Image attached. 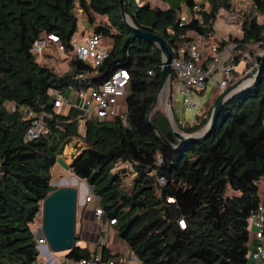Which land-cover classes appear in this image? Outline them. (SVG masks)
I'll list each match as a JSON object with an SVG mask.
<instances>
[{
  "label": "trees",
  "instance_id": "trees-1",
  "mask_svg": "<svg viewBox=\"0 0 264 264\" xmlns=\"http://www.w3.org/2000/svg\"><path fill=\"white\" fill-rule=\"evenodd\" d=\"M159 1L166 7L125 0L127 14L137 27L159 35L170 50L189 41L194 32L214 34L219 11L231 12L236 5V0ZM249 1L241 37H230L242 50L252 44L264 48V22L257 20L264 16V0ZM183 5L188 12L197 6L202 21L180 24ZM77 10L91 34L108 48L97 67L72 53ZM48 35H56L64 46L69 68L63 74L39 63L32 52L33 42ZM51 47L56 50L48 39L43 54ZM161 66L159 48L132 33L119 0H0V264H39L31 225L42 200L56 188L51 170L57 157L75 141L82 147L72 157L71 172L92 186L99 198L96 206L107 220L114 219L111 226L126 250L144 264H248V219L261 201L257 182L264 179V65L251 85L222 105L203 139L183 144L163 109L150 113ZM119 68L129 72L125 122L119 115L84 119L78 107L63 112L54 106L50 88L62 95L69 89L86 91ZM218 94V89L211 91L192 122L176 118L179 128L200 133ZM25 110L46 113V134L25 140L31 124ZM148 115L167 144L148 125ZM117 163L131 165L130 185L125 183L126 169L113 172ZM169 197L174 201H167ZM95 254L106 260L120 253H110L104 244L92 253L77 244L67 258L75 262Z\"/></svg>",
  "mask_w": 264,
  "mask_h": 264
},
{
  "label": "built area",
  "instance_id": "built-area-1",
  "mask_svg": "<svg viewBox=\"0 0 264 264\" xmlns=\"http://www.w3.org/2000/svg\"><path fill=\"white\" fill-rule=\"evenodd\" d=\"M199 8L193 6L192 11L180 12V24H185L193 19L198 22L202 21ZM48 39L55 42V47L58 53H64V46L58 43L56 35H48L47 38L36 39L32 46V52L37 56H41L48 43ZM72 53L80 60L89 62L93 67L99 66L107 57L108 48L104 46L97 35L89 33L85 37H73L71 40ZM172 59L170 62L171 75L164 86L166 107L162 106L164 112L170 121L176 122V118L182 122H192L199 114L205 103L208 101L211 91L218 89L222 91L230 84L239 79L236 70V58L245 63L244 70L247 63L254 64V54H250L242 50L240 43L228 36L223 38L215 37L214 34H199L192 33L189 41L183 43L179 47L170 50ZM247 69L245 70V72ZM82 78V74L77 75ZM129 84V72L124 68H119L113 71L98 86L90 87L86 91H75L76 100L83 99V105L80 106L82 117L89 119L93 117L106 119L108 114L119 115L123 122L124 111L118 105L117 111L114 107L117 105V98L126 94ZM162 89V90H163ZM161 90V92H162ZM48 93L54 96V106L59 108L67 104L64 96L50 88ZM159 95V94H158ZM158 99V96H157ZM155 101V104L157 102ZM180 104L179 110L176 108V103ZM77 107V106H75ZM11 110L14 106L10 107ZM27 119H31V124L27 128L24 138L26 141L35 139L42 134L47 133L44 126V118L46 113H34L32 110H25ZM185 113V116L183 115ZM82 143L80 141L79 148H73V153L80 150ZM160 184H165L164 179L159 180ZM99 198L93 194L88 193L84 197V202L98 201ZM167 201H174L169 197ZM94 214L103 223L101 224V231L107 232L108 227L114 222V219L107 220L105 214L99 206L95 207ZM249 218L253 219V224L256 230L253 232V237L257 240L255 250L251 253L250 258L252 261L264 264V202L260 201L257 209L251 214ZM181 227L184 222L179 220ZM41 227H35V239L38 252L46 258L50 257L51 260L56 259L54 253L49 249L47 241L44 236L38 235V230ZM105 238H103V242ZM79 244V241L76 242ZM54 264H60L55 260ZM70 264H144L133 253L126 250L119 255L112 256L103 260L100 254H95L93 257L81 258Z\"/></svg>",
  "mask_w": 264,
  "mask_h": 264
},
{
  "label": "water",
  "instance_id": "water-1",
  "mask_svg": "<svg viewBox=\"0 0 264 264\" xmlns=\"http://www.w3.org/2000/svg\"><path fill=\"white\" fill-rule=\"evenodd\" d=\"M120 13L128 28L132 33L147 41H151L157 45L162 55V66L159 76V87L156 95L164 88L166 82L171 75L170 62L172 54L167 47L163 39L147 30H143L137 27L127 14L125 0H119ZM255 63L251 69L245 73V75L239 78L234 83L230 84L227 88L220 91L213 102L212 113L210 119L204 129L198 133L187 134L179 132L173 129L174 136L183 144L190 141H199L203 139L208 131L212 128L217 120L218 113L222 105L236 92L248 87L256 79L258 74L263 70L264 65V48L258 51L255 56ZM250 82L236 91V88L241 86L246 80ZM155 99V101H156ZM155 101L151 106L150 113L155 106ZM149 113V114H150ZM170 122V120H169ZM172 122V121H171ZM170 122V123H171ZM147 123L156 131V133L167 144L164 136L157 129V127L151 122L149 115L147 116ZM51 185H53L51 183ZM89 190L92 192V186L89 185ZM78 191L74 186L62 185L56 187L51 193H49L41 202L40 214L42 217L41 227L38 230L39 236H44L49 249L53 252L70 251L76 244L75 235V215L77 201H80Z\"/></svg>",
  "mask_w": 264,
  "mask_h": 264
},
{
  "label": "rangeland",
  "instance_id": "rangeland-1",
  "mask_svg": "<svg viewBox=\"0 0 264 264\" xmlns=\"http://www.w3.org/2000/svg\"><path fill=\"white\" fill-rule=\"evenodd\" d=\"M150 3L152 5H157L160 7L165 8L166 4L162 3L159 0H149ZM197 3L202 2V0H194ZM204 7H207V3L205 2ZM250 8V1L249 0H236V5L234 6V10H232L231 12H227L224 10H220L219 13L217 14L216 17V21L214 22V36L218 37V38H223V37H237L236 34L241 32V22H242V17H243V13L247 12ZM185 11V6H182V10L181 12ZM77 16H78V26H77V32L75 33L74 37H85L87 36L89 33H91V29H89V25L88 23L84 20V17L82 16V13L80 10H77ZM106 20L105 17H98V21L100 22H104ZM263 18H259V21L262 22ZM229 33V34H228ZM262 48L259 47L258 44H252L248 47H245L244 50L245 51H251L252 54H256L258 51H260ZM49 52V51H48ZM64 55L60 54L57 52V50H54V48L51 47L49 54H42L41 56L37 57V60L39 61V63H44L45 65H48L49 67L53 68L58 74H63L68 70V61L63 57ZM244 65L245 63L243 61H240L237 66H236V70L238 72V77L241 78L245 75L246 72H248L251 67L254 64H250V66L247 68V71L245 72L244 70ZM74 91L72 89H69L68 91L64 92V98L69 100V101H73V99L76 97V93H73ZM125 98H126V94L120 96L117 98V105L114 107L115 111H117V106L118 105H122L123 106V111H125L126 107H125ZM164 99H165V90H163V92H160L158 95V99L157 102L154 106V108L152 109L151 112H154L155 110H159L162 112V106H164ZM83 105V99L79 98L78 103L76 104V106L78 108H80V106ZM174 109L177 110L181 109L180 108V104L177 102L176 103V108L174 107ZM178 113V112H177ZM166 114V112H165ZM179 115V113H178ZM183 115L185 116V113H183ZM115 115L114 114H108V116L106 117V120H112L114 119ZM167 117V115H166ZM168 119V117H167ZM169 120V119H168ZM171 122V121H170ZM181 122V120H180ZM171 126L174 130H177L179 132H183L177 123H174L173 121L171 122ZM80 131L83 130V121L80 122ZM199 132V131H198ZM69 145H67L65 147V152L67 151ZM71 152H73V149L71 150ZM58 160V159H57ZM66 160V161H65ZM65 160H62V164H61V168L60 170H54L53 171V177L55 178L54 182H61L62 180L60 179L62 176H60V172H62L64 174V176L70 181H72V173H70V170H68V166H67V161L68 159L65 158ZM60 161V159L58 160ZM126 169L128 171L126 179H125V183L129 184L132 182V179L134 177V173L132 172V168L131 165H126L125 163H117L115 168L113 169V172L118 171L119 169ZM59 171V173H57ZM53 182V181H52ZM85 183V182H84ZM79 184V183H78ZM86 184V183H85ZM79 196V194H78ZM80 199V198H79ZM82 203L80 201H77V205H76V215H75V234L77 233V229H78V218L80 216V211L82 209ZM93 206V204H92ZM42 223V217L41 215L37 216V218L35 219V221L33 222V224L31 225V228L34 229L37 225ZM110 226L107 230V232H104V234H107L109 231ZM112 231V230H110ZM54 255L58 256V260L59 261H63L64 263L68 262V264H70L69 260H66L65 256V251H59L54 253ZM38 261L39 264H45V257L40 253L39 251V255H38Z\"/></svg>",
  "mask_w": 264,
  "mask_h": 264
},
{
  "label": "crops",
  "instance_id": "crops-1",
  "mask_svg": "<svg viewBox=\"0 0 264 264\" xmlns=\"http://www.w3.org/2000/svg\"><path fill=\"white\" fill-rule=\"evenodd\" d=\"M259 18H263L262 22H264V16H258V18H257L258 21H259ZM213 28H214V25H213ZM241 34H242L241 32L237 33L236 36L241 37ZM73 93H75V91ZM77 103H78V100H76V97L73 99V101L67 100V104L65 106H62L63 112H66L71 107L76 106ZM120 108L123 109V106ZM79 129H80V127H79ZM80 132L83 133V130H81ZM79 145H80V141H75L74 143L69 145V147H68L69 149H67L66 152H65V150H63V153L57 157V159L58 160L60 159V161L57 160L55 162L52 170H51V175H52L51 183L53 184L54 187H59L62 185L74 186L78 191V194L80 197V202L82 203V206H81L82 209L80 211V216L78 218L79 226H78L77 233H76L78 235V241H79L78 245L80 247H85L90 252L94 253V251H97V249L100 245L104 244L110 253H113V254L114 253H123L126 251L127 247H126L125 243L117 236L114 228L112 226H110L111 229H109L107 234H104L101 231V224L103 222L100 221L99 219H97V217L94 214L96 201H91L88 203L84 202V197L88 193H91V191L89 190V185L84 180L77 178L71 172V170L69 168V165L71 163L73 155H75L76 153L79 152L78 151L76 153H73V152H71V150L75 147L79 148L78 147ZM65 158L68 159L67 166H68V170H70V173H72L71 175H72V181L73 182H70L64 176V174L62 172H60V176H62L60 179L62 181L60 183L59 182L56 183V182H54L57 180H55V178L53 177V171L56 169L60 170L61 164H62L61 162H62V160H65ZM57 173H59V171ZM257 186H258V194L260 195L261 201L264 202V179H260L257 182ZM92 204H93V206H92ZM39 215H41V214L38 213L37 216H39ZM39 226H40V224L37 225V227H39ZM110 230H112V231H110ZM248 230H249V242H248V252H247L248 264H262V263L254 262L250 258V255L255 250V246L257 244V240L253 237V232L256 230V226L253 224L252 218L248 219ZM103 238H105L104 242H103ZM68 252L69 251H65V255H63V256H65L66 260H69V258H67ZM54 256H56V255H54ZM58 258L59 257L56 256V259L51 260V258L48 257L45 260V264H54L55 260H58ZM59 263L60 264H68V262L64 263L63 261H59Z\"/></svg>",
  "mask_w": 264,
  "mask_h": 264
},
{
  "label": "bare ground",
  "instance_id": "bare-ground-1",
  "mask_svg": "<svg viewBox=\"0 0 264 264\" xmlns=\"http://www.w3.org/2000/svg\"><path fill=\"white\" fill-rule=\"evenodd\" d=\"M249 82H250V79H249V80H246L241 86H239V87L236 88V91L239 90L241 87H243L244 85H246V84L249 83ZM163 90H164V89H163ZM163 90H162V92H163ZM164 106L166 107L165 99H164Z\"/></svg>",
  "mask_w": 264,
  "mask_h": 264
}]
</instances>
